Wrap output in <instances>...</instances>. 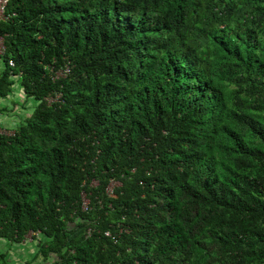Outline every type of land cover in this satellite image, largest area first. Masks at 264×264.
<instances>
[{
    "label": "trees",
    "instance_id": "16d2710c",
    "mask_svg": "<svg viewBox=\"0 0 264 264\" xmlns=\"http://www.w3.org/2000/svg\"><path fill=\"white\" fill-rule=\"evenodd\" d=\"M4 14L0 239L30 234L26 264H264V0Z\"/></svg>",
    "mask_w": 264,
    "mask_h": 264
},
{
    "label": "rangeland",
    "instance_id": "374dc122",
    "mask_svg": "<svg viewBox=\"0 0 264 264\" xmlns=\"http://www.w3.org/2000/svg\"><path fill=\"white\" fill-rule=\"evenodd\" d=\"M2 68V62L0 59V70ZM22 92L19 88V85L15 82L11 86L10 93L5 98H0V127L1 128H8L11 124V118H13L16 113L15 109L16 106L18 108L21 107L20 103L22 102ZM13 104H15L13 107ZM35 104V101L31 98H27L24 106L26 108V112H30ZM85 200V199H84ZM86 201V200H85ZM30 235L27 236V240L21 244H9L3 239H0V252L9 250L7 254H11L13 258V262H9L8 264H26V262L30 259V251L29 249L35 248L33 247L34 242L29 240ZM14 247V248H13ZM20 249V251L16 250L15 248Z\"/></svg>",
    "mask_w": 264,
    "mask_h": 264
},
{
    "label": "built area",
    "instance_id": "2783aa9c",
    "mask_svg": "<svg viewBox=\"0 0 264 264\" xmlns=\"http://www.w3.org/2000/svg\"><path fill=\"white\" fill-rule=\"evenodd\" d=\"M7 1L8 0H0V21H3V20L6 19V16L4 14V11H5V6L7 4ZM3 52H4L3 37L0 35V56L3 54ZM7 66L8 67H12L13 66V63H12L11 60H8L7 61ZM68 71H69V67H65L63 70L57 72L56 73V76H64L66 73H68ZM50 101H51V99H49L47 102L49 103ZM107 191L110 192V189L108 188ZM81 207H82L83 210L86 208V201L84 199H82V206ZM85 233H86V235H89L90 234L89 229L86 230ZM104 235L105 236H108V233L105 232ZM26 238H27V236H26ZM30 239L31 238H29V240Z\"/></svg>",
    "mask_w": 264,
    "mask_h": 264
},
{
    "label": "crops",
    "instance_id": "0c3cea01",
    "mask_svg": "<svg viewBox=\"0 0 264 264\" xmlns=\"http://www.w3.org/2000/svg\"><path fill=\"white\" fill-rule=\"evenodd\" d=\"M33 243V242H32ZM11 244H13V243H11ZM21 244V243H20ZM33 247L35 248V246L33 245ZM14 248V247H13ZM36 249V248H35ZM16 250H18V251H20V249H17V247L15 248V251ZM9 250H6V251H3V252H0V253H6V257H5V259H6V262H7V264L9 263V262H13L14 260H13V258L11 257V254L9 253V254H7V252H8ZM29 251H30V258L33 256V254H34V252H35V250L33 251V248H31V249H29Z\"/></svg>",
    "mask_w": 264,
    "mask_h": 264
}]
</instances>
